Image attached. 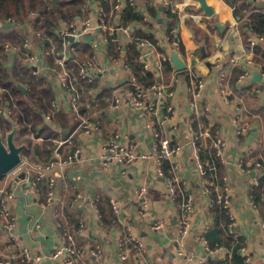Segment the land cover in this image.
<instances>
[{"label":"crops","instance_id":"crops-1","mask_svg":"<svg viewBox=\"0 0 264 264\" xmlns=\"http://www.w3.org/2000/svg\"><path fill=\"white\" fill-rule=\"evenodd\" d=\"M206 1L212 7L211 14L201 9L197 0H171L172 6L160 0H137L143 17L148 16L149 19L147 25L134 22L133 33L135 28H142L156 39V42L150 41L145 47L144 58L148 63L147 71L155 75L154 83L162 85L166 93L165 100L153 116L133 112L126 104L114 106L116 94L124 95L129 90L128 75L121 67L110 65L108 61L110 56L121 58L126 53L124 50L117 55L109 53V45L101 43L97 33L87 34L78 41L83 43L78 53L79 60H93L98 67H103L102 71L95 72L91 81H86L78 77L79 64L73 66L71 74L80 95L78 111L70 107L66 92L52 83L51 76L46 72L48 68L55 67L54 61L51 64L48 59L44 60L41 67H45L46 71L36 74L45 76L53 98L49 102L50 112L42 113L43 122L37 124L36 130L42 129L44 124L49 125L53 130L52 140L57 145V141L68 137L76 129L74 124L79 117L96 119L99 120L103 136L108 138L119 134L121 143L130 146L135 159L127 167L126 174H122L117 165L104 169L99 166L102 141L77 132L72 143L61 147V153L66 156L74 148L81 146L80 160L55 171V193L59 199L57 215L46 204V180L41 182L38 194L31 185L17 186L16 195L10 202L11 211L16 218L15 234L20 243L30 249L32 255L42 254L40 260L33 259L24 264H62L51 255L68 233L76 234L78 264H86L89 249L97 246L102 250L103 264H120L115 248L117 249L119 240L130 232L128 225L132 227L131 232L141 238L144 247L132 242L124 264H200L207 245L226 247V259L221 262L230 264L233 248L218 243L212 245L208 234L215 220L211 208L215 202H221L218 195L222 192L225 181L231 188L228 212L234 216L233 219L229 217L228 232L234 239L243 242L241 248L246 246L250 249L253 254L252 264H264V208L261 209L256 200L257 206L254 207L250 198V189L257 173L255 162L264 164V69L255 61V47L264 50V36L254 33L246 22L251 13L264 11V0H249L248 7L241 10L242 17L235 14L233 6L226 0ZM114 2L115 0H97V3L105 4L110 9V21L117 23L120 22L121 13L113 11ZM152 7L153 13L150 10ZM169 12L177 16L174 34L178 36L179 42L174 44H171L168 33ZM86 16L97 20V4L87 5V0L83 1L77 23L80 24ZM60 21L62 19L55 22L56 29L60 26ZM253 40L256 45L251 47ZM51 43L50 47H57V41L52 40ZM126 44L124 42L121 46ZM36 47L44 48L40 43ZM169 49H175L185 61L184 69L176 70L170 59L171 67L164 66L166 61L158 64L161 54H168ZM21 54L16 56L14 68L19 65ZM3 60L5 56L0 61L2 67ZM247 60L252 61L246 65L250 72L249 80L246 86L239 88L237 82L241 70L237 64ZM21 62L25 65L23 58ZM190 70L204 82L203 88L199 90L198 104L205 111L199 115L190 106ZM256 73L261 74L259 80H254ZM20 86L26 90L28 84L21 82ZM252 88L255 96L250 94L244 99L242 93ZM3 90L0 87V92ZM241 91L243 92L239 94ZM152 95L156 96V92L153 91ZM53 101H56L57 106L52 105ZM15 104L14 102L13 105ZM168 106H172L174 111L168 113ZM236 107L242 108L247 114L243 121L247 128L238 136L233 123ZM7 110V107L0 106L1 115L8 117ZM47 114L51 116L49 119L46 118ZM210 125L217 126L225 140L221 154H216L224 166L222 182L214 188L204 174L200 173L195 150L198 147L200 155L202 147L211 145L210 138L202 134ZM193 131L199 136L195 143L192 139ZM9 132L3 133L0 128V137L5 139ZM30 136H34L33 132H30ZM164 138L183 145L178 155L161 165L166 175L177 180L175 203L170 201L166 193L165 182L158 174L157 161L143 157L152 151L154 143ZM14 140L18 142L16 135ZM35 140L44 142L45 138L38 136ZM248 150L252 152L247 154ZM32 153L34 163H45L52 158L48 154L45 156L43 150ZM22 157L29 159L23 152ZM143 185L147 190L151 212L165 221L167 234L155 235L149 219L139 215L141 204L137 191ZM14 186L11 181L7 184V189ZM207 188L214 199L212 206L209 205ZM211 188L215 189V196ZM188 196L193 199L194 212L191 229L183 236L179 234V224L182 203ZM112 200L117 202L118 211L114 210ZM100 203L108 206L116 218L115 224H105ZM231 221L234 222L233 231ZM2 226L3 218L0 216V259L10 257V263L17 264L22 261V252L18 248L12 250L10 256L9 235ZM210 236L215 237L214 234ZM168 237L175 240H169ZM241 248L238 254L243 264Z\"/></svg>","mask_w":264,"mask_h":264},{"label":"built area","instance_id":"built-area-1","mask_svg":"<svg viewBox=\"0 0 264 264\" xmlns=\"http://www.w3.org/2000/svg\"><path fill=\"white\" fill-rule=\"evenodd\" d=\"M166 5L172 6L171 0H160ZM52 4H56L55 0H51ZM97 4V20H94L91 16H86L82 19V22L78 24L74 21L62 20L60 21V26L55 29L56 33L60 35V41L57 42V47L53 48H40L35 46L38 43H34V40L41 36V32L37 30L33 23L36 21L37 13L31 11L30 21L20 22L15 17H9L3 22H0V30L10 31L11 29H25L26 34L20 45L6 43L3 47L5 52V60L2 61L3 66L6 69H12L14 66L15 58L18 54H23V61L25 65L33 69V73H40L46 71L45 67L42 68L44 60H47V56L50 54L53 56V61L55 67H50L47 69L48 75L51 76L53 83L66 92L67 100L70 107L78 111V105L80 104V95L77 92L76 85L74 82V77L71 74L73 67L70 66L71 62L78 63V77L81 80L91 81L94 77L96 71H102L103 67H98L93 60L81 61L78 58L79 48L76 42L83 39L84 36L90 33H97L98 39L101 43L110 44L113 43L120 47L122 44L136 40L137 48L139 49V60L143 63L145 70H148V63L145 60V47L150 43L149 40L139 38L133 33V23L121 25L119 22L114 23L109 20L110 13L101 4L97 3V0H87V5ZM126 4L133 6L136 10H139L137 0H115L112 5L113 11L121 12ZM145 20H148V16H144ZM256 42L253 40L251 47H254ZM127 55L122 54L121 58L115 56H110L108 63L113 66H119L128 75V85L129 90L124 95L121 93L116 94L113 100L114 106L119 104H126L134 111L141 112L143 114L153 116L157 114L159 105H162L166 98L165 88L162 85L153 83L150 85H144L139 81L135 73L127 60ZM168 54H161L158 59V64L160 65L163 61L169 60ZM252 63L251 60H247L244 63L237 64L240 67L241 73L238 78V87L243 88L247 85L249 80L250 72L247 68V64ZM49 67V66H48ZM189 79L191 81V92L192 98L190 106L192 110L199 115L201 112L205 111L200 108L198 104L199 90L203 88L204 82L201 79L196 78L191 70L188 73ZM225 91V88L222 87ZM156 92V96L152 95V92ZM95 98H97L95 96ZM53 106H57L56 101L52 102ZM174 109L172 106L167 107V112L171 113ZM9 113V110H7ZM247 114L240 107H236V114L233 118V123L235 126V132L238 135L245 132L247 125L243 122ZM51 116L46 115L49 119ZM202 134L210 138L211 147L214 148L217 155H220L222 148L225 145V140L220 134V129L217 126L210 125ZM80 132L86 136L96 138L102 141V152L100 154V165L104 169H110L111 166L117 165L120 167L122 174H126L127 167L135 159V154L129 145L121 143L119 134L109 136L105 138L103 136L99 120L81 116L79 117V122L76 129L66 138L57 141V145L52 152V158L50 161L45 163H31L26 157H22L20 163L13 168L11 171L4 175L5 179L2 186L0 187V216L3 218V229L8 233V249L10 250V256L12 250L20 249L22 252V261L17 264H24L33 259L40 260L42 254L32 255L28 247L23 246L20 240L15 234L16 218L11 211V200L16 195V187L22 185L24 182L29 181V175L32 174L33 178L29 181L31 187L34 188L35 192L38 194L40 191V184L42 181L46 180L48 191L46 197V204L51 206L55 215H57L58 202L59 199L56 197L55 187L57 184V176L55 171L57 169L61 170L64 167L73 164L75 161L80 160L82 154V147L78 146L74 148L69 154L63 156L61 153V147L65 144L72 143L75 138V134ZM157 133L155 137H157ZM198 133L193 131L192 139L193 143L196 142L198 138ZM157 139V138H156ZM183 149V145L180 142H174L170 138H164L159 140L158 143L153 144V149L148 155H143V157L154 158L158 163V174L161 176L165 182L166 193L172 203H175L177 198V180L174 177L168 176L162 169L163 162L172 159L178 155ZM196 159L197 167L201 174L205 172V165L200 159L199 148L196 147ZM252 151L248 150L247 154ZM242 164V163H241ZM255 167L257 170L254 176V185H258L261 179H264V164L260 161L255 162ZM245 169V167H244ZM21 172L25 173V177L19 176ZM11 181H16L14 188L8 190L7 184ZM209 184V183H208ZM230 186L228 182L225 181L222 186V192L218 195L224 208L227 210L230 208ZM207 196L209 197V205L212 206L214 199L211 197V191L209 188L206 190ZM264 195V190H263ZM137 196L140 201L139 215L149 219L152 232L157 234H165L167 226L165 221L154 216L151 212L149 199L147 197L146 187L143 185L137 191ZM251 200L254 207L257 206L254 195L251 194ZM113 208L115 211L119 210V206L115 200H112ZM194 212V202L191 196H188L182 203L181 217L179 224V234L186 235L191 229L192 225V215ZM230 219L234 216L231 212H228ZM232 231L234 230V222L231 221L230 224ZM128 230L130 231L128 235L121 238L118 242L116 254L119 258L120 264H124L129 255V249L132 242L139 245L141 248L144 247V243L138 236L134 235L132 227L128 225ZM167 234V233H166ZM169 240H175L172 237H168ZM177 240V239H176ZM178 241V240H177ZM77 238L76 234L68 233L61 239L60 244L56 247L55 251L52 253L51 257L56 260H60L62 264H78L79 262V252L76 249ZM228 249L224 246H206V251L201 258L200 264H209L214 261H224L226 259ZM1 254V248H0ZM88 260L86 264H103L101 261L102 250L99 246L91 248L88 251ZM241 256L243 258V264H252L253 254L250 249L246 246L241 248ZM10 257L0 259V264H11Z\"/></svg>","mask_w":264,"mask_h":264},{"label":"trees","instance_id":"trees-1","mask_svg":"<svg viewBox=\"0 0 264 264\" xmlns=\"http://www.w3.org/2000/svg\"><path fill=\"white\" fill-rule=\"evenodd\" d=\"M84 0H55L56 4H52L51 0H0V22H3L9 17H15L20 22H28L29 14L31 11L37 13L36 21L33 23L34 27L41 32V36L36 38V43H40L45 48L50 47L51 41H60L59 33H56L57 27L55 22L58 20H70L77 22L78 15L81 16ZM231 6H233L235 14L241 15V10L247 6L249 0H226ZM105 9L110 10L107 6L102 5ZM151 12H154L153 7L150 8ZM120 24L126 25L134 22H139L142 25H147V20L144 19L140 10H136L133 6L126 4L122 9ZM168 33L170 36L171 44L178 41V36L174 34L176 29V14L169 12ZM110 20V17H109ZM248 27L256 34L264 36V11H256L249 15L246 20ZM134 34L139 38L147 39L152 42H156L153 34L147 33L142 28H135ZM25 29H11L10 31L0 30V61L5 56L4 45L6 43L20 45L25 37ZM35 43V41H34ZM82 42H76L78 48H81ZM86 48V46H85ZM117 49V50H116ZM182 50V46L180 47ZM124 50L127 55L128 63L130 64L132 71L135 73L140 82L145 85L154 83L155 75L145 70L143 63L139 60V49L137 48L136 40H132L124 47L117 46L113 43L109 44V53L118 54L119 51ZM260 54V56H259ZM23 55L21 54L19 59V65L12 69H6L2 67L0 62V87L4 90L0 92V106L7 107L9 110L8 117L1 115L0 112V128L3 133H7L11 130H15L16 139L20 138V144H25V150L23 154L29 156L31 152H45V156H52V152L56 147V143L52 140L53 130L49 125L44 124V127L39 131L36 130L37 124L43 122L42 113L50 112L49 102L53 98V92L51 87L47 85L45 76L41 74L33 73V69L27 67L21 62ZM78 58H80L78 56ZM47 59L53 64V56L50 54ZM255 61L263 66L264 69V50L260 47H255ZM77 63L71 62L70 66H77ZM165 67H171V63L167 60L164 63ZM27 83V89L23 90L20 83ZM245 90V89H244ZM243 90V91H244ZM253 90V91H252ZM242 93L247 99L248 96L254 95L255 91L252 88ZM251 94V95H250ZM16 103L15 106L13 103ZM257 108V107H256ZM254 109V108H253ZM259 109V108H257ZM255 110V109H254ZM256 111V110H255ZM62 116L64 113L60 112ZM56 118V117H55ZM54 118V119H55ZM79 120H75L77 126ZM74 127V126H73ZM30 132H33L34 136H30ZM38 136L45 138L44 142L35 140ZM200 141V140H198ZM201 161L205 165L204 176L211 183L214 188L215 185L222 182L224 173V166L220 158L216 155V152L211 145L202 147L200 150ZM1 177V176H0ZM212 189V188H211ZM214 196L216 195L215 189H212ZM264 179L260 180L258 185H253L250 192L254 195L255 200L258 202L261 209L264 208L263 199ZM100 207L103 211V221L106 225H113L116 223V218L109 211L107 205L100 203ZM111 210V209H110ZM214 225L209 232V238L212 240V245L222 244L233 248V259L230 264H241L242 260L238 254L239 248H241L243 242L241 240L234 239L228 232L229 214L228 210L223 207L221 202H215L211 208ZM214 234L215 237L210 236ZM242 239V238H241ZM209 264H225L221 261H212Z\"/></svg>","mask_w":264,"mask_h":264},{"label":"water","instance_id":"water-1","mask_svg":"<svg viewBox=\"0 0 264 264\" xmlns=\"http://www.w3.org/2000/svg\"><path fill=\"white\" fill-rule=\"evenodd\" d=\"M200 3L201 9L206 13H212V7L207 4L206 0H197ZM169 58L172 66L176 70H182L186 67L185 61L179 56L175 49L168 50ZM261 74L256 73L254 80H259ZM15 130H11L5 139L0 137V176H4L6 173L15 168L21 161L22 152L25 150V144H17L14 140ZM20 177L24 178L25 173L21 172ZM33 175H29V181L32 180ZM29 181L23 183L24 187L29 186ZM16 184V181H14Z\"/></svg>","mask_w":264,"mask_h":264},{"label":"rangeland","instance_id":"rangeland-1","mask_svg":"<svg viewBox=\"0 0 264 264\" xmlns=\"http://www.w3.org/2000/svg\"><path fill=\"white\" fill-rule=\"evenodd\" d=\"M31 13V12H30ZM29 17H30V14H29ZM52 83H53V81H52ZM17 143H19L20 144V138H18L17 139ZM29 159H30V161H31V163L34 161V154L31 152V154H29V157H28ZM34 163V162H33ZM4 179H5V177H3V178H0V184H2L3 183V181H4Z\"/></svg>","mask_w":264,"mask_h":264}]
</instances>
